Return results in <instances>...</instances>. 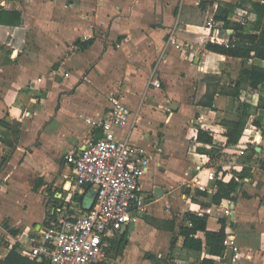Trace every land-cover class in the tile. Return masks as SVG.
<instances>
[{"label": "crops", "instance_id": "0c3cea01", "mask_svg": "<svg viewBox=\"0 0 264 264\" xmlns=\"http://www.w3.org/2000/svg\"><path fill=\"white\" fill-rule=\"evenodd\" d=\"M221 2L233 0H0L20 14L19 26L0 24V257L26 248L61 206L87 211L94 188L70 190L65 156L101 136L89 120L118 98L130 112L117 138L146 150L151 168L140 183L144 212L106 239L108 264H234V245L241 264H264V90L248 85L238 97L216 93L213 107L203 105L208 88L230 90L245 67H264L262 59L207 48L222 44L216 28L220 38H237L215 20ZM249 14L245 26L256 20ZM245 103L262 129H246L230 145L224 122L240 120ZM198 126L213 135L219 157L201 150L211 145L198 142ZM211 171L225 182L245 173L235 200L212 201ZM197 176L209 195L198 193ZM188 212L208 214L213 231L228 221L234 233L224 255L212 256L205 243L201 251L182 246ZM197 236L205 241L204 232Z\"/></svg>", "mask_w": 264, "mask_h": 264}, {"label": "built area", "instance_id": "2783aa9c", "mask_svg": "<svg viewBox=\"0 0 264 264\" xmlns=\"http://www.w3.org/2000/svg\"><path fill=\"white\" fill-rule=\"evenodd\" d=\"M231 20L245 24L238 12ZM209 25L213 27V21ZM216 33L215 40L227 47L235 46L238 41L235 37L220 38L219 28ZM169 41L181 47L173 35ZM150 83L156 87L161 85L157 79ZM111 102L102 117L89 120L101 129V136L88 141L81 152L72 151L65 156L73 167L70 190L93 187L97 192L93 206L87 211L76 204L58 208L57 214L24 242L26 248L19 250L22 255L43 264H108L107 237L121 231L135 220L136 214L144 212L146 199L140 183L150 171L151 156L128 139L117 138L116 128L126 123L130 111L118 98H112ZM157 149L161 151V147ZM209 179L218 177L211 171ZM196 180L198 187L205 191L199 176ZM224 212L230 216L233 208L227 206ZM240 260L241 250L234 245L231 262L241 264Z\"/></svg>", "mask_w": 264, "mask_h": 264}, {"label": "trees", "instance_id": "16d2710c", "mask_svg": "<svg viewBox=\"0 0 264 264\" xmlns=\"http://www.w3.org/2000/svg\"><path fill=\"white\" fill-rule=\"evenodd\" d=\"M202 4H208L207 1ZM242 3L234 4L228 2H221L217 8L215 14V20L224 23L225 28H233L238 38L235 46L227 47L218 43H208L207 48L211 51L218 52L220 54L239 57L245 60L251 58H258L264 60V0H257L253 2L252 12L256 14V20L251 26H245L241 23L232 22L231 17L236 9L241 8ZM0 24L8 26L20 25V14L18 12H11L6 10L0 5ZM254 88H261L264 90V67L258 65H252L245 67L242 71V78L230 90L215 87L212 91L208 88V92L205 95L203 105L213 107L216 93H225L233 97L240 95L241 89L246 86ZM260 100H263L261 98ZM242 116L238 121H225L224 125L227 128V136L229 137L228 144H237L246 129L260 130L262 124L260 120L252 117V106L249 103H245L243 106ZM17 136V132H15ZM197 140L198 142L211 145L210 149H201L204 153L210 154L211 157H219L221 155V148L214 144L213 135L197 127ZM245 177V173H235L234 177L225 182L222 179L215 180V192L212 195V201L215 204H220L224 199L235 200L236 193L240 190L242 184L241 180ZM200 195H209L207 191L199 190ZM80 203H83V197H80ZM208 214L188 212L185 214L186 224L180 228V237L182 239V246L191 250L201 251L204 243L209 253L212 256L224 255L227 246L226 239L228 235L234 233V230L228 226V221L225 218L220 219L222 227L218 231L208 229ZM199 232H204L205 241L198 237ZM108 251V250H107ZM0 264H43L37 260H33L28 256L22 255L19 249L15 246L5 257H0ZM203 264H214V260L211 258H205Z\"/></svg>", "mask_w": 264, "mask_h": 264}, {"label": "rangeland", "instance_id": "374dc122", "mask_svg": "<svg viewBox=\"0 0 264 264\" xmlns=\"http://www.w3.org/2000/svg\"><path fill=\"white\" fill-rule=\"evenodd\" d=\"M255 1H257V0H233L234 4L242 3V7L240 8L241 10L236 9L235 12H237V10H238L239 17L243 18V20L247 23L251 21V19H249V15H250L249 13L252 12V10H253L252 4ZM245 10H248L249 12L247 13V12H245ZM251 18H256V14L253 13V16ZM249 26H251V25H249ZM56 167H57V163H52V162L50 163V168L52 170L56 169Z\"/></svg>", "mask_w": 264, "mask_h": 264}, {"label": "water", "instance_id": "95a60500", "mask_svg": "<svg viewBox=\"0 0 264 264\" xmlns=\"http://www.w3.org/2000/svg\"><path fill=\"white\" fill-rule=\"evenodd\" d=\"M158 191H160L159 188H158ZM96 195H97V192H96L95 189H93L92 194L89 195L87 197V199L85 200V202H84V208L85 209L89 210L93 206L95 198H96Z\"/></svg>", "mask_w": 264, "mask_h": 264}]
</instances>
